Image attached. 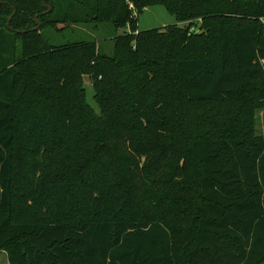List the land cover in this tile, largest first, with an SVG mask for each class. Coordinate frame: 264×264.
I'll use <instances>...</instances> for the list:
<instances>
[{"label":"trees","instance_id":"16d2710c","mask_svg":"<svg viewBox=\"0 0 264 264\" xmlns=\"http://www.w3.org/2000/svg\"><path fill=\"white\" fill-rule=\"evenodd\" d=\"M155 5L177 22L141 30ZM263 101L264 0H0V252L263 264Z\"/></svg>","mask_w":264,"mask_h":264},{"label":"rangeland","instance_id":"374dc122","mask_svg":"<svg viewBox=\"0 0 264 264\" xmlns=\"http://www.w3.org/2000/svg\"><path fill=\"white\" fill-rule=\"evenodd\" d=\"M176 22L175 16L169 13L165 7L162 5H155L145 8V10L139 15L138 25L141 30H147L155 27H165ZM43 32L46 37L54 42H60L68 38H94L97 35V32H92V29L85 26H79L75 29L69 28L62 32H58L53 28H46ZM101 33L105 35L107 32L102 31ZM110 43V40H107L103 42V45L104 47H107V45L110 46ZM18 54H21L20 41ZM216 108L218 109L219 113H229L231 117H235L236 110H238V107L235 103H221L216 105ZM254 129L257 134L264 136V101L263 106L255 110ZM0 264H10L5 251L0 252Z\"/></svg>","mask_w":264,"mask_h":264},{"label":"water","instance_id":"95a60500","mask_svg":"<svg viewBox=\"0 0 264 264\" xmlns=\"http://www.w3.org/2000/svg\"><path fill=\"white\" fill-rule=\"evenodd\" d=\"M49 10H50V7H49L48 11ZM11 17H10L8 23H10ZM40 25H41V23H40V21H38V25L35 27V29L38 30ZM84 89L86 90V93H87L88 104L93 107V109L96 111L97 114L101 115V107L95 99V96H96L95 86L93 84V81H92L90 75L84 76Z\"/></svg>","mask_w":264,"mask_h":264},{"label":"flooded vegetation","instance_id":"af4514ba","mask_svg":"<svg viewBox=\"0 0 264 264\" xmlns=\"http://www.w3.org/2000/svg\"><path fill=\"white\" fill-rule=\"evenodd\" d=\"M12 18V17H11ZM10 19V18H9Z\"/></svg>","mask_w":264,"mask_h":264}]
</instances>
